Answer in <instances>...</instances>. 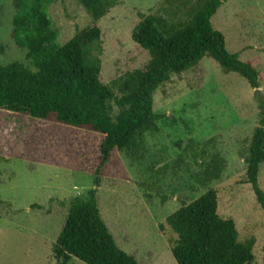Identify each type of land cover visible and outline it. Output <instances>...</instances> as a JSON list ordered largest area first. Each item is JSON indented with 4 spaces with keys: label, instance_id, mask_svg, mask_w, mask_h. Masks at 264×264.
<instances>
[{
    "label": "rangeland",
    "instance_id": "obj_1",
    "mask_svg": "<svg viewBox=\"0 0 264 264\" xmlns=\"http://www.w3.org/2000/svg\"><path fill=\"white\" fill-rule=\"evenodd\" d=\"M13 2L0 0V65L31 67L28 51L11 39ZM195 2L119 0L97 22L100 39L86 47L87 58L100 61L101 83L120 98L119 82L150 61L132 40L138 24L150 15L182 21ZM47 10L57 45L93 24L77 0H57ZM211 24L228 53L259 73L264 98V0H227ZM253 93L244 79L207 57L171 76L153 96L158 131L129 151H115L98 188L102 136L0 110V264H55L52 246L70 202L91 190L116 245L139 264H176L159 225L209 190L217 193L218 214L235 223L240 241L254 240L252 264H264V211L245 177L260 120ZM259 185L264 192V163ZM69 264L84 263L72 258Z\"/></svg>",
    "mask_w": 264,
    "mask_h": 264
},
{
    "label": "trees",
    "instance_id": "obj_2",
    "mask_svg": "<svg viewBox=\"0 0 264 264\" xmlns=\"http://www.w3.org/2000/svg\"><path fill=\"white\" fill-rule=\"evenodd\" d=\"M55 1L14 0L11 39L17 48L28 51L26 60L31 67L0 65V110L102 136L94 172L98 188L99 177L115 151H129L146 133L158 131L160 117L154 112L153 99L158 88L171 76L197 65L204 57L210 58L224 73L237 74L254 91L260 120L245 160V177L264 211V192L259 185L264 163L260 76L237 54L228 53L224 36L211 24V18L227 0H196L186 19L179 22L155 15L144 17L132 40L148 53L150 61L144 71L127 73L119 82L120 98L101 83L100 61L86 56V47L101 37L97 22L119 0H77L93 24L77 30L63 45L55 43L48 16L47 7ZM218 206L217 193L209 190L159 225L176 264H252L254 240L241 242L235 223L222 219ZM52 254L55 264H69L72 258L84 264H139L116 245L100 217L96 190L70 202Z\"/></svg>",
    "mask_w": 264,
    "mask_h": 264
}]
</instances>
